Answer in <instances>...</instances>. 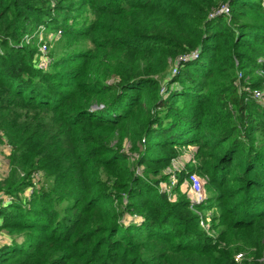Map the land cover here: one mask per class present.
Masks as SVG:
<instances>
[{
  "label": "trees",
  "instance_id": "16d2710c",
  "mask_svg": "<svg viewBox=\"0 0 264 264\" xmlns=\"http://www.w3.org/2000/svg\"><path fill=\"white\" fill-rule=\"evenodd\" d=\"M0 144V264H264V0H0Z\"/></svg>",
  "mask_w": 264,
  "mask_h": 264
},
{
  "label": "built area",
  "instance_id": "2783aa9c",
  "mask_svg": "<svg viewBox=\"0 0 264 264\" xmlns=\"http://www.w3.org/2000/svg\"><path fill=\"white\" fill-rule=\"evenodd\" d=\"M219 14H224L226 16L229 15V8L227 5H222L220 7V9L218 11H216L215 13L211 14L210 15V18H213L214 16L216 15H219ZM36 31L33 33V35H31V38L27 39V43L30 41L32 42V44H36L37 48H38V52L36 54V67L39 69V70H42V71H45L47 70L49 67H50V58H49V55H48V52H49V48H50V43H51V40H49L45 35H47V30L45 28V26H38L36 29ZM43 34L44 37H43ZM61 32L58 31L56 33V35H60ZM52 39V38H51ZM197 55H198V51H193L191 52L190 54L186 55V56H183V57H180L177 64L175 65V67L172 69L171 71V74L172 75H175L177 73V66L180 64V63H185L187 61H190V60H193V59H196L197 58ZM242 75L241 74H238V79L241 78ZM245 91L250 94L254 99H257V100H260L262 98V93L256 89H250L249 87H246L245 88ZM161 92H163V89H161ZM4 148L3 150V153L8 155L9 154V151L10 148L8 145L4 144L2 146ZM1 148V147H0ZM192 148L191 147H187L185 149V151L183 150V154L182 155H186V153H189V159L192 160V162H194L193 160V157H192ZM2 152V150H1ZM8 152V154L6 153ZM179 158V157H178ZM177 158V159H178ZM177 159H174L172 160V162H176ZM182 162V161H181ZM182 166V165H181ZM180 168H178L179 170ZM182 169H183V166H182ZM38 176V174L34 175L32 177V180H34V178ZM203 180L196 174V173H190L189 174V177L188 179L185 181L188 185V192H187V195H188V198L190 200V204L191 205H199V204H202L206 201V197H205V193H204V189H203V185H202V182ZM33 185L35 186L36 185V182L34 181L33 182ZM175 185V181L172 182V187ZM32 192V189H29L26 194H31ZM211 218H212V212H208L206 213V219L205 221H200V225L201 227L207 232L210 234V236H216L214 231H211L210 229V221H211ZM245 259H243L244 257ZM247 257H246V254L244 253H238L235 255L234 257V261L237 263V264H241V262H243L244 260H246Z\"/></svg>",
  "mask_w": 264,
  "mask_h": 264
},
{
  "label": "rangeland",
  "instance_id": "374dc122",
  "mask_svg": "<svg viewBox=\"0 0 264 264\" xmlns=\"http://www.w3.org/2000/svg\"><path fill=\"white\" fill-rule=\"evenodd\" d=\"M58 18V20L60 19V17H57ZM77 24H80V23H77ZM40 26H42V25H40ZM43 26H45V28H46V30H47V35H45V34H43V37H44V35L49 39V40H51V43L49 44L50 45V48H49V52H48V55H49V58L51 59L50 60V65L52 64V62H53V56H52V54L53 53H56L57 52V50H58V48H59V46L62 44V42H61V38H62V31L61 30H57V29H55V26H53V25H48V24H46V25H43ZM78 26V25H77ZM36 30H34L32 33H30V34H28V35H25V38L23 39V42H24V44L25 45H29V46H32V45H34L35 47H36V49H37V51H36V53L38 52V48H37V46H36V44H32V42H26L27 41V39H29V38H31V35H33V33L35 32ZM58 31H60L61 32V34L58 36V35H56V33L58 32ZM45 38V37H44ZM52 38V39H51ZM61 42V43H60ZM84 46H86V47H90V45L89 44H85ZM3 146V144H0V179H2V178H4L5 176H6V174H7V171H8V167H7V162H6V159H5V157H6V154H4L3 153V150H4V148L2 147ZM189 147H191V146H189ZM191 148H194L193 146L191 147ZM1 150H2V152H1ZM9 152H10V150H8ZM7 154H8V152H6ZM189 153H186V155L184 156V155H181V156H179V158L178 157H176V158H173L172 160H174V159H177L176 160V162H172L171 161V165H170V168H169V170H168V172H170V173H172V175L170 176V188L172 187V182H174L175 181V185H176V181H177V177H176V173L177 172H179V170H184L185 169V165L188 163V161L190 160L189 159ZM182 161V162H181ZM192 164H195L194 162H192ZM183 166V169H182V166ZM178 168H180L179 170H178ZM195 173V172H194ZM197 174V173H196ZM198 175V174H197ZM203 181V183H202V185H203V189H204V195H205V197L207 198L208 197V193H207V191H206V185H207V183H208V180L205 178V177H203V176H200V175H198ZM38 178H39V176H36L35 178H34V180H33V182L35 181L36 182V185L38 186L39 184H38ZM174 185V186H175ZM162 186V189H166L167 191H168V188H166L165 186H163V184H160V187ZM173 186V187H174ZM188 185H187V183L184 181L183 182V184H182V187H181V190L183 191V190H186L185 191V193L187 194V192H188ZM25 195L26 196H29L28 194H26V192H25ZM187 197H188V195H187ZM171 198H172V200L173 199H175L176 198V195H174V197H173V195L171 196ZM12 240H15V241H17V242H20L21 240H22V238L21 237H16V236H10L9 235V233H7V231H5V230H1L0 229V247L1 246H3V245H5V244H9L10 243V241H12ZM239 253V252H238ZM237 253V254H238ZM235 257V256H234ZM244 257V256H243ZM243 259H245V257L243 258ZM242 263V262H241Z\"/></svg>",
  "mask_w": 264,
  "mask_h": 264
}]
</instances>
